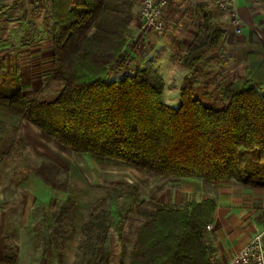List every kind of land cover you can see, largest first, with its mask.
Segmentation results:
<instances>
[{
	"label": "trees",
	"instance_id": "obj_1",
	"mask_svg": "<svg viewBox=\"0 0 264 264\" xmlns=\"http://www.w3.org/2000/svg\"><path fill=\"white\" fill-rule=\"evenodd\" d=\"M130 9V0H50L56 28L51 77L60 88L50 100L26 99L20 76L0 64V111L30 121L73 151L124 161L161 178L232 180L264 188L259 36L252 33L245 74L223 85L219 106L201 103L186 76L172 107L162 102L163 81L151 69L107 79L127 40ZM223 38V29L203 14L179 65L195 69ZM58 170L43 162L34 172L54 186ZM214 205L212 198L182 207L155 204L135 230L127 264H213L214 245L205 229Z\"/></svg>",
	"mask_w": 264,
	"mask_h": 264
},
{
	"label": "rangeland",
	"instance_id": "obj_2",
	"mask_svg": "<svg viewBox=\"0 0 264 264\" xmlns=\"http://www.w3.org/2000/svg\"><path fill=\"white\" fill-rule=\"evenodd\" d=\"M130 2L128 31L134 32L130 25L136 28L135 40L130 42L131 51L124 50L126 40L107 79L137 68L159 71L162 102L172 107L179 103L186 76L201 103L219 106L223 85L245 74L252 33L264 43L261 0H248L245 9L248 19L253 13L261 23H234L232 14L237 13L231 6L220 9L214 0H168L161 30L143 23L142 0ZM203 14L225 34L231 31L232 37H224L216 51L188 70L179 65L178 55L198 32ZM55 32L50 0H0V64L20 76L26 99L50 100L60 88L51 77ZM147 63L155 67H146ZM0 153V264H127L135 230L155 204L182 207L189 200L214 199L211 194L201 199L182 180L185 177L165 179L124 161L73 151L30 121L3 111ZM43 162L59 167L54 186L34 172ZM191 179L204 193L213 192L208 188L211 182ZM231 181L226 182L234 183L238 191L252 189L264 198V188ZM259 232L264 245V228L254 234ZM205 236L211 239L207 228ZM228 260L214 254L213 263Z\"/></svg>",
	"mask_w": 264,
	"mask_h": 264
},
{
	"label": "crops",
	"instance_id": "obj_3",
	"mask_svg": "<svg viewBox=\"0 0 264 264\" xmlns=\"http://www.w3.org/2000/svg\"><path fill=\"white\" fill-rule=\"evenodd\" d=\"M247 1L248 0H233L230 10L237 13L238 17L241 19V23H257V17L253 13L252 17L249 19L246 16L245 9L247 7ZM258 23L261 22L259 21ZM132 26L133 25H130L129 29L137 32L135 31L136 28H134V26L132 29ZM134 32H129L130 34L127 39L128 44L124 50L131 51L130 42L132 43V40H135ZM224 37H226V39H231V31H228L227 34L224 33ZM183 52L184 50L178 55V58ZM155 64H157V62ZM146 67L153 68L155 66H153V63H147ZM157 73L160 74L159 71ZM191 178L193 177H185L182 178V180L185 183H188L191 190L193 189L198 194L200 193L199 196L201 199L210 194V196L214 198L215 205L209 234L213 241L215 248L214 254H216V257L229 259L239 248L249 241L250 237L255 232L264 228V208H262L264 207V198L257 196L256 193L254 194L252 189L242 188L238 191L235 184L230 182L215 184L214 182H211L209 183L208 188L213 192H207L206 194L202 191V188L200 190V186L199 188L196 187L198 183L194 182L196 180H192ZM192 184L195 188L191 186ZM213 187L214 190L212 189Z\"/></svg>",
	"mask_w": 264,
	"mask_h": 264
},
{
	"label": "built area",
	"instance_id": "obj_4",
	"mask_svg": "<svg viewBox=\"0 0 264 264\" xmlns=\"http://www.w3.org/2000/svg\"><path fill=\"white\" fill-rule=\"evenodd\" d=\"M215 5L220 8L231 6L233 0H214ZM168 0H142L140 16L145 25L161 30L164 26L163 13L167 8ZM231 20L241 23V19L233 12ZM210 228V224L206 225ZM226 264H264V245H262V233L252 235L249 241L239 248Z\"/></svg>",
	"mask_w": 264,
	"mask_h": 264
}]
</instances>
